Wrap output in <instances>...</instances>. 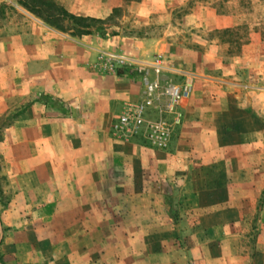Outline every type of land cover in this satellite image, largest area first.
<instances>
[{
  "label": "crops",
  "instance_id": "1",
  "mask_svg": "<svg viewBox=\"0 0 264 264\" xmlns=\"http://www.w3.org/2000/svg\"><path fill=\"white\" fill-rule=\"evenodd\" d=\"M51 1L74 15L95 18H104L122 2ZM157 1L155 6L163 7L184 0ZM136 3L130 7L147 13V0ZM259 35L253 43L259 56L248 53V59L256 60L248 70L256 82H263L264 41ZM122 37L97 32L70 36L18 0H0V119L5 120L0 126V264H264V218L251 249H239L245 207L236 203L244 198L239 190L252 194L251 189L264 187V121L252 112H238L232 100L227 126H221L223 96L203 107L200 99L209 94L205 88L181 105L193 117L187 127L193 129L194 153L171 155H179L191 169L166 176L169 184L176 181L179 230L164 202L162 214L147 202L141 206L144 218L136 208L128 212L130 220L118 213L111 216L108 195L124 191L110 190L105 182L125 177L103 173V160L114 152L110 147L117 141L108 129L120 105L109 123L103 119V127L100 117L130 87L92 71V64L97 50L113 51ZM258 87L262 97L264 86ZM229 94L244 97L257 115L264 109V95L253 103V90ZM228 129L233 138L223 137L224 132L219 136ZM120 208L123 213L124 206ZM163 224L175 234L160 232Z\"/></svg>",
  "mask_w": 264,
  "mask_h": 264
},
{
  "label": "rangeland",
  "instance_id": "2",
  "mask_svg": "<svg viewBox=\"0 0 264 264\" xmlns=\"http://www.w3.org/2000/svg\"><path fill=\"white\" fill-rule=\"evenodd\" d=\"M139 1L122 0L121 5L116 6V10L108 20L110 24L107 25L102 36H123V42L114 46L113 50L129 58L137 59L133 56L145 58L137 59L140 61H148L154 56H158L166 64L186 72L191 79V86L187 99L185 98L186 100L184 99L180 105L189 102L191 93L195 91L197 93L199 90H203L202 88H205L206 93H209L207 97L205 95L200 99L203 107L208 108L212 100L218 99L215 98L217 95H222L223 99L220 98V101H223L224 105L221 102L222 105L219 106L220 117H222L220 120L223 121L221 126H227V122H225L227 107L230 106L232 100L237 102L238 112L243 115L252 112L254 116L264 121V109L259 110V115H257L253 108L250 109L244 97L233 99L229 94L231 90L240 93L253 90L255 91L253 103L263 100L264 94L262 97L259 96L258 86H264V81L256 82L254 80L253 72L249 71L248 67L251 62L253 64L256 60L248 59L247 55L254 53L255 56H259V50L253 49L257 35L260 34L258 38L264 41V0H184L182 3L167 4L163 7L155 6L160 4L157 0H147L149 7L147 13H139L137 8L130 7L137 5L136 2ZM41 12L45 14L44 10ZM61 25L64 30L62 32L69 35L71 31L69 24L62 20ZM258 31L260 33H256ZM252 32L256 33V38ZM94 62L92 71L110 75L117 82L121 83L122 81L127 87H130V90L124 92V95L116 98V104L108 114L104 117L101 114L100 120L103 127V119L109 123L117 111V104L120 105L119 112H121L126 104L141 99L143 67L138 64L128 68L114 66L113 70H106L98 64L94 65ZM117 70L120 71V74H116ZM162 77L179 83L183 78L181 75L171 72L163 73ZM246 84L249 86H245ZM159 99L156 100L159 103L157 106L160 105L163 112L166 100L165 98ZM257 105L255 107H258ZM158 109L148 110L146 118L154 119L161 115L163 118L170 119L168 113L158 114ZM182 111L180 122L173 126L164 148L152 146L142 134L135 135L128 141L116 140L115 145L110 147L114 152L103 160V173H118L125 177L124 181L122 177H119L116 180H110L109 183H107L108 180L105 182L110 190L114 191L116 187L118 190L124 191L123 193L118 192L117 195H108L110 197L108 200L113 202H110L112 217L118 213V216L123 215L124 218L129 219L128 212L132 208H136L139 209L140 216L144 218L146 211H142L141 206L147 202L154 203L155 208L161 214L164 211L165 208L162 209L164 207V205L162 206L163 195L171 189L175 190L176 184V181L169 184L166 176H170L168 173H187L188 169H191V166H185V161L177 159L179 155L173 159L171 155L183 152V155L188 154L190 157L191 152L194 153L196 149L190 144V134L193 129L187 127L192 124L191 118L193 117L190 113L186 115ZM237 117L241 121L246 119L239 115ZM4 123L5 120L2 117L0 126ZM102 130L100 129L98 133ZM181 130L182 132H180ZM223 132L225 133L223 137H234L233 132L229 129L220 130V137ZM108 134L111 137L109 129ZM116 155L119 160L115 159ZM120 185H123V188ZM167 185L170 186L167 187ZM138 188L144 191L138 192ZM251 190L252 194L248 189L244 194L239 190L240 195H243L244 198H241L240 201L236 200V203L245 207L241 213L243 222H241L238 231L241 238L239 249L245 251L247 248L251 249L250 244H253L252 242L260 234L262 227L264 228L260 224V220L264 218V187L258 188L256 192L255 189ZM236 193L239 196L238 190ZM105 197L107 196L105 195ZM123 206L122 213L120 207ZM160 227V232L164 234H175V231L173 229L169 231V226L165 224ZM177 241L179 246L184 249L185 244L182 239L179 238Z\"/></svg>",
  "mask_w": 264,
  "mask_h": 264
},
{
  "label": "built area",
  "instance_id": "3",
  "mask_svg": "<svg viewBox=\"0 0 264 264\" xmlns=\"http://www.w3.org/2000/svg\"><path fill=\"white\" fill-rule=\"evenodd\" d=\"M97 64L106 70H113L114 66L128 68L138 64L143 67L141 99L126 104L123 110L113 117L109 127L111 137L119 141H128L133 136L142 134L152 146L164 148L173 126L180 122V104L187 97L191 86L188 74L166 64L158 56L148 61H140L115 50H97L94 65ZM166 72L181 75L182 81L179 83L170 78H163L162 74ZM159 98H165L163 112L168 113L170 119L161 115L147 119L145 115L152 108H159L158 114L163 113L160 105L157 106L159 103L156 100Z\"/></svg>",
  "mask_w": 264,
  "mask_h": 264
},
{
  "label": "trees",
  "instance_id": "4",
  "mask_svg": "<svg viewBox=\"0 0 264 264\" xmlns=\"http://www.w3.org/2000/svg\"><path fill=\"white\" fill-rule=\"evenodd\" d=\"M18 2L34 16L38 17L43 22L57 30L64 31L61 21H66L71 28L69 33L70 36H81L91 34L93 32L103 34L104 27L110 24L108 20H110L112 14L116 10V7H114L110 14L105 18H95L89 16H78L69 13L63 9L62 6L54 3L51 0H18ZM42 10L45 11V14H42ZM116 74H120V71L117 70ZM163 202L166 206V212L170 217L175 230L178 231L179 217L176 206V191L171 189L168 192H165L163 195Z\"/></svg>",
  "mask_w": 264,
  "mask_h": 264
}]
</instances>
